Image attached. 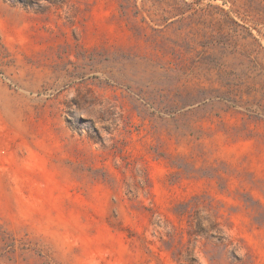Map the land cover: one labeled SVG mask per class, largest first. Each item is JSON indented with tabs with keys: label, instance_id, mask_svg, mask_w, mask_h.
I'll use <instances>...</instances> for the list:
<instances>
[{
	"label": "rangeland",
	"instance_id": "1",
	"mask_svg": "<svg viewBox=\"0 0 264 264\" xmlns=\"http://www.w3.org/2000/svg\"><path fill=\"white\" fill-rule=\"evenodd\" d=\"M0 264H264V0H0Z\"/></svg>",
	"mask_w": 264,
	"mask_h": 264
}]
</instances>
